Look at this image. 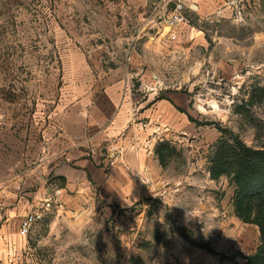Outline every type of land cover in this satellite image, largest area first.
I'll return each mask as SVG.
<instances>
[{"label": "rangeland", "instance_id": "374dc122", "mask_svg": "<svg viewBox=\"0 0 264 264\" xmlns=\"http://www.w3.org/2000/svg\"><path fill=\"white\" fill-rule=\"evenodd\" d=\"M176 1L0 0V138L6 150L18 140L22 171L83 117L121 135L141 127L169 189L131 203L97 194L95 204L72 203L67 221L52 208L6 264H243L240 253L259 245L256 225L224 234L219 218L192 209L206 193L232 200L235 191L208 171L217 127L264 145V0H230L215 13L186 2L171 39L164 19ZM165 143L175 150L160 160Z\"/></svg>", "mask_w": 264, "mask_h": 264}, {"label": "crops", "instance_id": "0c3cea01", "mask_svg": "<svg viewBox=\"0 0 264 264\" xmlns=\"http://www.w3.org/2000/svg\"><path fill=\"white\" fill-rule=\"evenodd\" d=\"M228 1L187 0V4L194 10L215 13ZM71 125L75 131L62 134L60 148H54L58 151H52L49 158L28 164L24 172L18 140L15 143L12 138V145L6 150L5 138H0V264H6L10 253L18 247L20 221L32 209L42 211L45 216L54 208L52 212L61 217V221H67L72 203L88 201L95 204L97 194L107 202L126 200L130 203L160 195L159 186L149 189L136 182L132 176L134 170L149 174L158 184H167L158 174L160 165L152 156V146L146 142L145 131L138 125L132 124L124 135H121L124 127L103 131L99 121L93 120L86 125L83 117L71 121ZM114 143L126 149V156L123 162L109 166L107 152ZM102 150L106 152L102 153ZM54 177L59 179L50 181ZM201 197L204 201L192 209L193 213L219 218L218 230L224 234L232 223L238 235L243 232L244 222L236 216L231 198L229 202L226 195L218 197L214 192ZM55 200L57 203H52ZM78 214L84 217L85 211L82 209Z\"/></svg>", "mask_w": 264, "mask_h": 264}, {"label": "trees", "instance_id": "16d2710c", "mask_svg": "<svg viewBox=\"0 0 264 264\" xmlns=\"http://www.w3.org/2000/svg\"><path fill=\"white\" fill-rule=\"evenodd\" d=\"M260 90L264 95V88ZM189 120L194 121L192 117ZM217 128L222 135L209 159L208 171L212 179H230L235 186L232 204L236 216L259 229L260 243L256 250L247 255L240 253L245 259L243 264H264V145L249 146L237 134L223 127ZM174 150L165 143L157 147L156 154L163 160L167 151ZM182 230L187 229L182 227ZM184 237L193 246L214 253L209 242L196 241L191 234Z\"/></svg>", "mask_w": 264, "mask_h": 264}, {"label": "built area", "instance_id": "2783aa9c", "mask_svg": "<svg viewBox=\"0 0 264 264\" xmlns=\"http://www.w3.org/2000/svg\"><path fill=\"white\" fill-rule=\"evenodd\" d=\"M186 2L187 0H177L172 11L164 19L165 25L170 28L169 37L171 39L177 38V29L185 21L184 10ZM229 3H232V1ZM107 153L108 165L114 166L115 164L124 161L126 156V149L123 146L114 143L110 146ZM132 176L136 182L146 188L155 189L157 188L156 186H158L156 185V182L152 179V177L149 174L144 173L143 171L134 170L132 171ZM168 190L169 189L165 185H160L159 193L161 195H165L169 193ZM57 193H59V190H57ZM42 218V211L38 209H32L21 219L19 233L21 235H27L30 232L32 226Z\"/></svg>", "mask_w": 264, "mask_h": 264}]
</instances>
